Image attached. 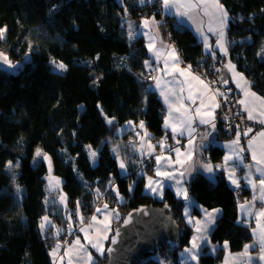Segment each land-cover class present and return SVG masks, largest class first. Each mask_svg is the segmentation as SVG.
Returning a JSON list of instances; mask_svg holds the SVG:
<instances>
[{"label":"trees","instance_id":"trees-1","mask_svg":"<svg viewBox=\"0 0 264 264\" xmlns=\"http://www.w3.org/2000/svg\"><path fill=\"white\" fill-rule=\"evenodd\" d=\"M221 5L228 13V58L264 98V0H221ZM152 17L195 70L213 78L217 66L225 69L224 57L213 60L193 30L175 16L166 17L157 2L0 0V29L7 30L0 51L21 63L16 72L0 68V264H54L51 253L57 244L72 241L104 204L120 214L114 229L142 205L167 207L181 228L179 245L162 244L138 264H162L160 259L179 264V252L193 234L184 218V200L170 188L162 200L149 195L143 176L121 175L113 152L118 129L128 121L144 120L156 137L170 136L162 101L146 80L151 75L145 61L151 55L142 22ZM129 25L135 30L132 38ZM53 60L65 64L66 71H56ZM219 122V133L229 136ZM38 148L52 157L55 173L63 178L68 196L64 212L54 194L48 198V168L36 156ZM90 152L96 153L94 159ZM206 153L214 161L224 155L218 146ZM9 161L19 166L9 170ZM188 191L204 208L222 211L211 234L213 243L227 242L238 253L252 242L251 230L237 222L238 204L223 173L214 180L195 175ZM77 202L83 223L75 215ZM45 216L51 224L42 232ZM220 246L213 253L205 251L199 264H221L226 251ZM166 248L171 252L161 253ZM106 262L107 250L94 264Z\"/></svg>","mask_w":264,"mask_h":264},{"label":"crops","instance_id":"crops-1","mask_svg":"<svg viewBox=\"0 0 264 264\" xmlns=\"http://www.w3.org/2000/svg\"><path fill=\"white\" fill-rule=\"evenodd\" d=\"M213 2H214V0H207V4L209 5V11H210L209 15H205L203 13V11L198 10V13H196V12H190L189 13V16L192 17L191 19H189L187 16L181 17V16L175 15L176 9H174V8L171 9L169 12L165 11L164 9H163V11H164V15L166 17L167 16H175L180 23L187 25L189 28H191L193 30V32L195 33V35L197 36L198 41L202 43L203 48L206 51V49L204 47L203 37L197 32V28L199 27L202 30V32L204 33V35L207 36L209 45H211L215 49L216 55L220 54L222 56V52L220 51V49L215 47V43H216L217 38H218L217 35L214 32H210L208 30L210 23L212 24V26L214 28L217 26V22L215 19L216 10L214 8H211V5L213 4ZM219 3L221 4V0H219ZM146 19L149 20V27L148 28H145L143 26V22ZM151 21H152V18H145L142 22V32L148 33V35L143 34L145 36L146 43L147 44L149 43V36H154L156 39V48L157 49L160 48V42L161 41H163V44L166 46L167 52L170 53L171 48L172 47L175 48V51L179 55V60L181 61V63L179 64V68L181 70H184L187 68L188 65H191L189 63L184 62L178 47L174 43L171 42V40L168 38L166 33H164L163 29H161L160 21L155 19V22H156L155 24H153ZM224 31L226 34V28L224 29ZM225 40L227 42L228 55L222 56L225 58V60H222V63L226 67V65L228 64V61H230V59L228 58L229 57L228 40H227V38H225ZM206 53L211 55V53H209L207 51H206ZM150 55H151V59L149 60V62L151 64V69L148 68L149 69L148 71H150V73L153 74V81L150 83V87L162 101L163 108H164V115H163L164 121H165V118H169L170 123H173L174 122L173 118L183 119V116H182L183 110L182 109L180 111L173 110L172 117H168L167 105L164 103V98L160 95V88H164L165 85L162 81L160 88H158L156 81L160 77H163L164 81H171L173 79V75L176 76V78L181 80V81L186 80V79H190V78L187 76H182L179 74V72H176V71H173L172 75L165 76L164 72H163L164 61L168 60L169 68H171V66L173 64V60L171 59V56L162 54L160 61L156 62L152 53H150ZM226 60H227V64H226ZM157 69H159V70H157ZM225 69L227 71L229 70V69H227V67ZM223 70L224 69L220 68L222 78H223V74H222ZM191 71H192V73L204 78L206 80V82H212V80L208 81V79H206L200 72H197V70H195L192 65H191ZM201 72H203L207 75V73L205 71H201ZM228 73H229V79L227 80V84H225V85L230 86L234 90H238L241 92V96L239 97L238 100L245 99L244 92L241 90L242 88H248L250 85V91L254 92L252 87H251L250 81H247L246 84H243V81H241V82H239L240 87H237L236 79L233 78V74H231L230 71H228ZM222 84L224 85L223 82H222ZM168 87H172V85H168ZM190 87H191V90L193 91V93L195 94V93H198V90L202 86L199 85L196 81H192ZM211 88L212 89H219L217 87H214V83L211 84ZM188 91H189V86L185 85V90L182 93V95L187 97ZM220 92H221V90H220ZM254 93L256 94V96L260 97L261 99H264L263 97L258 95L256 92H254ZM170 99H171V97H170ZM215 102L218 103V95L215 97ZM248 102L251 106H255L256 114L258 115V119L257 120H247L249 122V126H247V128H251L252 132H250L247 137H245L243 135L241 136L240 147H242L244 149V151L239 153V155L242 157L243 162L241 163L240 161H235V162L229 161V165L232 166L233 164H235V179H237L239 181L240 187H245L247 189V194H246L247 201L251 202L254 194L257 196V199L255 201V208L253 209V212H255L256 210L264 208V202H262L259 199L260 194L258 191V186H257V190L254 191L252 188V185L248 184V182L246 180V177L248 176V174L250 172H251L253 180L259 179V174L256 172L257 166L255 164V161L252 159V150L249 149L248 142H249V139L253 140V148L257 152V156H259L260 151L262 149H264V139H262L259 136V133L264 131V123H260V120L264 119V116H259V112H260L259 101H256L253 98L249 97ZM205 103H206V105H211V104H213V101H211L207 97H205ZM184 104L186 107L191 105V109H195L197 106H199L200 100H196L195 104H191L190 101L185 99ZM238 105L242 110L243 106L240 105L239 103H238ZM176 107L177 106L174 105V109ZM207 110H208L207 107L201 109V116H195L194 117L193 125H192L194 131L192 132L191 137L189 136V134L187 132H185V134L183 136L177 135L176 140H179V143H177L176 140H174L172 138L173 134H172L171 128L166 129V131L170 134V136L164 135L161 137H156L149 130L146 121H144V120L139 121V122L138 121H131L132 122L131 125H129V121L126 122L123 126H121L118 129L117 134H118L119 138L113 146V152L117 157L118 164H119V170H120L121 175L122 176H130L131 174H133L135 172L136 178L138 177L137 174L143 176L145 178V192H147L149 195H151V196H153L159 200H162L163 198L161 199L160 196L155 195V194H151L149 192V190L147 189L148 177H152L153 180H160L163 182V184H164V187L162 189V196L163 197H164V192H165L164 188L165 187L172 189L176 193V187L177 186L175 185L174 181H170V180L165 181L162 176L156 175L157 167H160L161 171H172L171 168H168L166 166V161L164 159L161 160L159 166L156 164V156H159L162 153V149L160 148L158 142L161 141L162 139H164L165 136H167L166 149L167 148H179L181 150L182 154L187 152L189 147H192L195 149V151L193 152V159L190 162L191 164H193L195 166L194 170L189 169V166L187 164L184 166L183 169H181L180 165H174V168L176 170L175 174L177 176H179L180 171H185V176L183 178H181L184 181V185H183L184 187H186L188 189V182L195 175H197L199 173L206 175L207 177H209L212 180L215 179V177L218 173H223L225 175V178H226L227 183L229 184L230 188H232V189L236 188V186L233 185L231 183V181L228 179V175H229L228 172L223 170V168L216 170L214 167V174H209V173L205 172L202 168H200L199 164L197 163L198 161L210 160L211 163L213 164V166L223 165L224 156L226 154H228V152H229V149L227 147H225L224 145H226L229 141L235 139V132H233L232 134H229V136H223L222 131L219 133V129H218V126L220 123L219 119H218L219 108H215L214 112H213V116L215 117V123H216V131L215 132H212L211 128L208 125H204V124L199 123V119L201 117L204 119H209L208 116L204 115V113ZM243 113L247 117V113L244 111H243ZM141 122H143V124H144L143 129L140 128ZM176 127L178 128V130L180 129V125L178 123L176 124ZM255 128H256V131H254ZM145 130L148 133V137H144V131ZM209 132H212V134L206 135ZM138 133H139V135H138ZM189 139H193L192 145H189ZM149 143L152 145H155L154 151L149 149V147H148ZM202 145H203V147H201ZM213 146H218V147H221L223 149L224 155H223L222 159H220L219 161L211 160L208 156V153H206L207 149H210ZM114 149L116 151H114ZM163 155L166 158H170L172 160H175V157H176V153L174 151L168 152L167 150H164ZM143 156L144 157H152L155 159V162L148 169L139 170L138 162ZM121 161H123L125 163L126 170H122L120 168V162ZM50 164H51V172H53V174H54V168H53V164L51 161H50ZM246 165H251L252 166L251 169L246 167ZM47 166L49 168V161H47ZM131 168H134L135 171L131 170ZM189 172L191 174H189ZM57 179L59 181V184L56 187V189H57V191H62L63 190V183H62L63 180L60 178H57ZM134 184H135V180L133 181L132 186ZM47 188H48V181H47ZM114 189L116 190L117 186H115ZM132 189H133V187H132ZM54 192L55 191L53 190V194H54ZM53 194L48 193V198L50 199ZM188 194H189V191H188ZM62 197L64 198L63 201L67 203V201H68L67 194L66 193L63 194ZM189 197L191 198V203L184 201V204H185V207H188L189 215L193 218V223H195L196 220H200L201 222H203V218H204V211L203 210H205L206 208H204L200 203H198L196 201V199L194 197H192L190 194H189ZM53 200H55V199H53ZM185 207H184V210H185ZM99 208L103 209L104 206H99ZM206 210H208V209H206ZM212 210L213 209L208 210V211L212 212ZM219 210H220V212L217 214V219H216L215 223L211 226V228L209 229V232H208V240L210 241V243L204 242L201 245L203 248L202 254L205 251H209V253L210 252L213 253L214 252L213 247L216 250L220 246V245L213 243L211 241V234H212V232H213V230L217 224L218 219L220 218V216L222 214L221 209H219ZM108 211L111 212V215L108 217V221H107L108 229H107L106 233L104 232V224H103L104 212L103 211H101L100 213L96 212V214H94V215L97 216L98 223H92L91 219L89 222L83 223L79 228V233L75 236V238H73L71 243H69L67 245L66 244L60 245V248L57 251L56 256L55 257L53 256L54 264H69V260H71V264H88L87 256L85 255V253H88L92 256L93 264L96 261V257H103L106 254V250H107L111 235L113 233L115 222L119 219V216H120V214H118V216H117V213H119V212L115 211L114 209H111L108 207ZM195 216H196V218H195ZM238 220L240 221V223L242 225L248 227L252 232L253 237H252V242L249 244L250 247L248 249V253H247V255L244 254L245 248L240 253L239 252L233 253L229 249V244L227 243L228 247L225 248L224 247L225 243H224L220 246V247L224 248L226 251L225 257H224L221 264H264V260L259 259V256L262 253L260 251V246H259V243L257 240V236H254V234H253L254 229L257 230V234L259 231L257 229V221L255 218V215H246V214L242 213L240 211L239 204H238ZM185 221L187 223L186 217H185ZM262 222H264V220H262ZM90 224H91V227L89 226ZM188 225H192V224H188ZM82 228L87 229V237L85 236V232L81 231ZM104 235L107 236L106 239L103 238ZM77 238H79V240H80V245H75V241ZM90 240L93 243L99 242L102 245V247L104 249L103 255H101L95 248H93L91 246V244L89 243ZM81 246H83V247H81ZM69 248H71V252H69V255L65 256L64 253ZM181 253H183V252H180V254L178 256L179 264H195V262H193V261H190V260L186 261L185 257H183L181 255Z\"/></svg>","mask_w":264,"mask_h":264},{"label":"snow or ice","instance_id":"snow-or-ice-1","mask_svg":"<svg viewBox=\"0 0 264 264\" xmlns=\"http://www.w3.org/2000/svg\"><path fill=\"white\" fill-rule=\"evenodd\" d=\"M140 2L144 3L145 0H140ZM147 2H149V3L157 2L161 5V7L165 11H170L171 9L174 8V9H176L175 15L181 16V17L187 16L189 19L192 18L191 16H189V13L195 12L197 10L203 11V13L205 15L210 14L209 5L207 4V0H147ZM211 8H214L216 10L215 19L217 22V26L214 28L212 26V24L210 23L208 30L210 32H214L217 35L218 38H217V41L215 43V47L219 48L220 51L226 56L227 55V46L225 43V31H224V29L227 26L226 21L228 19V13L224 9L223 5H221L219 3V0H214L213 4L211 5ZM125 11H127V10L125 9ZM151 22L153 24L156 23L154 17L152 18ZM143 26L145 28H148L149 27V20L146 19L143 22ZM6 31H7L6 29H0V40H3L6 38V36H5ZM134 31L135 30L132 29V26L129 25V36H130V38H132ZM197 32L203 37L204 47H205L206 51L211 53L212 59L215 60V56H216L215 49L211 45H209L207 36L204 35V33L202 32V30L199 27L197 28ZM143 34L148 35L147 32H145ZM147 48H148V51L150 53H152L156 62L160 61L162 54L171 56V59L173 60V64H172L171 68H169L168 60L164 61L163 72H164L165 76L172 75L173 71H176V72H179L180 75L187 76L190 78V79H186V80L181 81V80L177 79L176 76L173 75V79L171 81H164L163 77L158 78L156 81L158 88H160L162 81L165 85L164 88H160V95L164 98V103L167 105L168 117H172L173 110H176V111H180L181 109L183 110L182 111L183 119L173 118L174 122L170 123L169 118H165L164 127H165V129L171 128V131L173 134L172 138L174 140H176L177 135L183 136L185 134V132H187L189 134V136L191 137L192 132L194 131V129L192 127L193 119L195 116H201V109H203L205 107H207L208 110L204 113V115L208 116L209 119H204L201 117L199 119V123L204 124V125H208L211 128L212 132H215L216 131V123H215V117L213 116V112H214L215 108L220 107V104L215 102V97L217 95L223 96L225 102L227 101L228 97L223 92H220L219 89H212L211 88V84L215 83V81L206 82V80L204 78H202L201 76H198V75L192 73L191 65H188L186 69L181 70L179 68V64L181 63V61L179 60V55L175 51L174 47L171 48V51L169 53L166 51V46L163 44V41H161L160 42V48L157 49L155 37L149 36V43L147 44ZM262 52H264V49H262ZM51 63L59 71H66L67 66L65 64H63L62 62H57V61L53 60V61H51ZM0 64L6 65L9 69L17 68V65L14 64L9 59L8 55L4 52H0ZM145 67L151 69V64L148 60L145 61ZM226 67L229 69V71H231L233 73L234 77L238 76L240 78V80H244V77L242 74L235 72V65H232L231 62H229L226 65ZM157 70H159V69H157ZM216 71H219V69H216ZM192 81H196L199 85L202 86L198 90V93L194 94L193 91L191 90L190 85H191ZM222 82L224 84H227V80H223V78H222ZM236 83H237V87H240L239 81H236ZM245 83H247V82L245 81ZM168 85H172V87H168ZM185 85L189 86V91H188L187 97L182 95V93L185 90ZM241 90L244 92L245 99L238 100L237 103L242 105L243 106L242 111L247 113L246 119L247 120H257L258 119V115L256 114L255 106H251L248 102L249 97L253 98L256 101H259V105H260L259 116H264V99H261L260 97L256 96V94L254 92H251L250 91V85L248 88H242ZM229 91H231V90H229ZM170 97H171V99H170ZM205 97H207L209 100L213 101V104L206 105ZM185 99L190 101L191 104H195L196 100H200V104L195 109H191V105H189L187 107L185 106V104H184ZM174 105L177 106L175 109H174ZM225 118H227V117H225ZM106 119H107V117H106ZM241 122H243V118H242ZM108 123L111 124L112 120L108 119ZM177 123L180 125L179 130L176 127ZM260 123H264V119H261ZM131 124H132V122L129 121V125H131ZM140 128L141 129L144 128L143 122L140 123ZM228 131L231 133L233 131V129L230 127L228 129ZM234 131H235V139L229 141L226 145H224L225 147H227L229 149V152H228V154H226L224 156L223 165L213 166V164L211 163L210 160L198 161L197 163L199 164L200 168H202L205 172H207L209 174H214V167L216 170L223 168V170L228 172V174H229L228 179L231 181V183L233 185H235L236 188H239L240 183L237 179H235V164L230 166L229 161H233V162L240 161L241 163L243 162L242 157L239 155V153L244 151V149L242 147H240V139H241L242 135L247 137L249 135V133L252 132V129L251 128L241 129L240 124H237ZM212 132H209L206 135H211ZM138 135H139V133H138ZM259 136L262 139H264V131L260 132ZM144 137H148V133L146 130L144 131ZM166 141H167V136H165L164 139H162L161 141L158 142L160 148L162 149V153H161V155L156 156V164L159 166L161 160L164 159L166 161V166L168 168H171L172 171H161V168L157 167L156 175L162 176L165 181H168V180L174 181L175 185L177 186L176 187L177 197L183 199L186 202L191 203V198L189 197L188 189L183 186L184 181L181 179L185 176V171H180L179 176H177L175 174L176 170L174 168V165H180L181 169H183L184 166L187 164L189 166V169L194 170L195 166L193 164H191L190 162L193 159V152L195 151V149L192 147H189L187 152L182 154L181 150L179 148H167L166 149ZM176 142L179 143V140H176ZM192 144H193V139H189V145H192ZM148 147L152 151L155 150V145H152L149 143ZM201 147H203V145ZM248 147L250 150H252V159L255 161V164L257 166L256 172L259 174V179L253 180L251 172H250L248 174V176L246 177V180H247L248 184L252 185V188L254 191L257 190V186H258V191L260 194L259 199L262 202H264V149H262L259 153V156H257V152L253 148V140L252 139H249ZM164 150H167L168 152L174 151L176 153L175 160H172L170 158H166L163 155ZM114 151H116V150L114 149ZM90 155L94 159L96 156V153L90 152ZM36 156L37 157L43 156L44 160L49 161V170L51 171L50 158L46 154H44L41 149L38 148L36 150ZM18 166H19L18 163L13 165V163L11 161H9L7 164V167L9 170H12L13 168L18 167ZM246 167L251 169L252 166L246 165ZM120 168L122 170H126V165L123 161L120 162ZM189 174H191V173L189 172ZM57 183H59V181H57ZM163 187H164V184L162 181L153 180L152 177H148L147 189L149 190V192L151 194L158 195L162 199L163 198V196H162ZM129 190H131V187ZM19 191H20V189H19V187H17V192L19 193ZM96 192L98 194L97 198L100 199L102 197L101 190L99 188H97ZM117 196H119L118 190H117ZM256 199H257V196L254 194L251 202L240 203L239 208H240V211L246 215H255V218L257 221V229L259 231L257 234V230L254 229L253 234H254V236H257V240H258V243L260 246V251L262 253L259 256V259L264 260V222H262V220H264V208H261L259 210H256L255 212H253V209L255 208ZM63 200H64V198L62 197V201ZM79 209H80V204H79V202H77V209H76L75 215L79 218L80 222L83 223L84 218L82 216H80ZM95 211L97 213H100L101 211L104 212L103 224H104V232L106 233L107 229H108V223H107L108 217L111 215V212L108 211V205L104 204L103 209L97 207L95 209ZM203 211H204L203 222H201L200 220L195 221L194 227H195V231H196L197 235L193 236L192 239L190 240V242H189L190 247H186L184 249L183 253H181V255L183 257H185L186 261L190 260V261L195 262V264H199L200 256L203 252V248L201 246L202 243H204V242L210 243V241L208 240V232H209V229L211 228V226L215 223V221L217 219V214L220 212L219 209H213L212 212H209L206 209ZM117 216H118V213H117ZM184 216L187 218L188 224H193V218L189 215L188 207H185ZM68 219L71 222V219H72L71 214L69 215ZM91 221H92V223H98L97 216L93 215L91 217ZM129 221H130V217H129V219H126L124 222H125V224H127ZM237 222L240 223L239 220ZM50 224H51V221H49L47 216L42 217V222L40 224L41 231L43 232L45 227L47 225H50ZM89 226L91 227V224ZM69 228H71V223L69 224ZM81 231H84L85 236L87 237V229L82 228ZM58 234H59V232H57V235ZM117 235H119V232H117ZM103 238L106 239L107 236L104 235ZM89 243L101 255L104 254V249L99 242L93 243L90 240ZM112 243L115 244L116 240L113 239ZM75 245H80L79 238L76 239ZM81 247H83V246H81ZM224 247L225 248L228 247L227 242H225ZM249 247H250L249 245H245V253H244L245 255H247ZM59 248H60V244L58 243L56 246V249L53 250L51 255H53L55 257ZM107 251L111 252L112 249L109 248V249H107ZM213 251H215L214 247H213ZM69 252H71V248H69L64 253V255L65 256L69 255ZM85 255L87 256L88 264H93L92 256L88 253H85ZM69 264H71V260H69Z\"/></svg>","mask_w":264,"mask_h":264},{"label":"water","instance_id":"water-1","mask_svg":"<svg viewBox=\"0 0 264 264\" xmlns=\"http://www.w3.org/2000/svg\"><path fill=\"white\" fill-rule=\"evenodd\" d=\"M222 74L223 80L229 79L226 69ZM167 211V207L142 205L126 214L110 239L107 249L112 251H107L105 264H138L145 254L155 252L162 244L179 245L181 228Z\"/></svg>","mask_w":264,"mask_h":264},{"label":"built area","instance_id":"built-area-1","mask_svg":"<svg viewBox=\"0 0 264 264\" xmlns=\"http://www.w3.org/2000/svg\"><path fill=\"white\" fill-rule=\"evenodd\" d=\"M214 63L217 66L216 62ZM217 69H219L218 66H217ZM197 72H200L206 79H208V81H211V80L216 81L214 83V87L219 88L221 92H223L228 97L227 101L225 102L224 97L218 95V102L220 104L219 111H218L219 113L218 119L219 121L223 122L224 128L226 129V131L229 132L228 129L231 127L233 131L229 133L232 134L233 132H235L234 130L237 124H240L241 129H246L247 126H249V122L247 121L245 114L243 113V111L241 110V108L239 107L237 103L239 97L241 96V92L238 90H234L230 86L222 84V76H221L220 70L216 71L213 78H209L205 73L201 71L197 70ZM147 80L148 82H152L153 76L147 77ZM242 118H243V122H241ZM254 131H256V128L254 129ZM154 162H155L154 158L144 157V159L139 160L138 166L140 169L144 170V169H148L149 167H151L154 164ZM233 192H234V196H235V200L237 204L248 202L246 199L247 189L245 187L234 188ZM171 264H172V260H171Z\"/></svg>","mask_w":264,"mask_h":264},{"label":"rangeland","instance_id":"rangeland-1","mask_svg":"<svg viewBox=\"0 0 264 264\" xmlns=\"http://www.w3.org/2000/svg\"><path fill=\"white\" fill-rule=\"evenodd\" d=\"M169 12V11H168ZM196 13H198V10L197 11H195ZM153 18V17H152ZM225 38H226V34H225ZM225 43H226V46H227V42H226V40H225ZM228 44H229V42H228ZM0 52H4V51H0ZM5 53V52H4ZM7 54V53H6ZM8 55V54H7ZM227 55H228V47H227ZM226 55V56H227ZM222 56H225L223 53H222ZM10 59V58H9ZM11 60V59H10ZM14 64H16L17 65V68H15V69H9L6 65H2V64H0V68H3V69H8V70H11V71H13V72H16L18 69H19V67L21 66V63L20 62H17V61H13V60H11ZM230 61H228V63H229ZM226 64H227V60H226ZM231 64L232 65H234L232 62H231ZM53 67L55 68V66L53 65ZM226 68V67H225ZM228 69V68H227ZM55 70L56 71H59L58 69H56L55 68ZM229 71V70H228ZM231 72V71H230ZM235 72L236 73H240V74H242L243 75V77H244V80H240V78L237 76V77H234L233 76V78H235L236 79V81H239V82H241V81H243V84H246L245 83V81L247 82V81H249L248 79H247V77L242 73V72H240L239 70H237V68H236V66H235ZM231 74H233L232 72H231ZM150 75L151 76H153V74L152 73H150ZM147 80V79H146ZM148 81V80H147ZM219 103V102H218ZM219 108V107H218ZM140 152V151H139ZM44 153V152H43ZM49 158H50V161L52 162V164H53V159H52V157L49 155V154H47V153H45ZM141 154V153H140ZM41 158H43V156H40ZM141 159H144V156L141 158ZM44 160V159H43ZM45 162H46V165H47V160H44ZM47 168H48V166H47ZM53 168H54V165H53ZM57 178H60V179H62L63 180V178L62 177H60V176H58L56 173H55V171H54V174H53V172H51L50 170H49V168H48V174H47V181H48V188H46L47 189V193H49V194H53V190L55 191L54 192V195L56 196V198H57V208H58V210L59 211H62V212H64L66 209H67V203L66 202H64V201H62V195L63 194H65V192H64V190H62V191H57V189H56V187L58 186V184L59 183H57V181H58V179ZM64 182V181H63ZM62 182V183H63ZM56 184V185H55ZM167 189V187H165L164 188V191ZM115 192H117V189L115 190ZM120 202H124V199L123 198H121L120 199ZM184 212V211H183ZM193 216V215H192ZM194 217V216H193ZM184 218H185V216H184ZM195 218H196V216H195ZM194 225H195V223H193L192 225H188V226H190L191 228H192V232H193V234H192V237L193 236H195V235H197V233H196V231H195V227H194ZM120 226V225H119ZM118 226V227H119ZM117 228V227H116ZM115 228V229H116ZM115 229H113V232L115 231ZM113 235H111V237H112ZM191 237V238H192ZM111 239V238H110ZM110 242V241H109ZM69 243H71V241H66V242H64L63 244L65 245H67V244H69ZM250 243H248V244H246V245H249ZM189 245H190V243H189ZM187 246V247H190V246ZM108 248V247H107ZM245 248V247H244ZM164 251H166L165 249L163 250V252H161V253H164ZM184 251V249H182V250H180V252H183ZM243 251V250H242ZM242 251H240V252H242ZM180 252H179V254H180ZM239 252V253H240ZM160 261L162 262V264H171V260H169V261H166V262H164L162 259H160Z\"/></svg>","mask_w":264,"mask_h":264},{"label":"bare ground","instance_id":"bare-ground-1","mask_svg":"<svg viewBox=\"0 0 264 264\" xmlns=\"http://www.w3.org/2000/svg\"><path fill=\"white\" fill-rule=\"evenodd\" d=\"M165 250L167 251V253L171 252V250H170V249H167V248H166Z\"/></svg>","mask_w":264,"mask_h":264}]
</instances>
